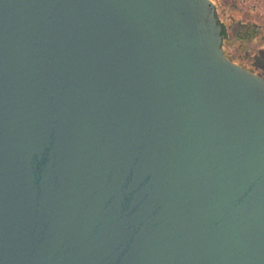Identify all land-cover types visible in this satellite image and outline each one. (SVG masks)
<instances>
[{
	"label": "water",
	"instance_id": "water-1",
	"mask_svg": "<svg viewBox=\"0 0 264 264\" xmlns=\"http://www.w3.org/2000/svg\"><path fill=\"white\" fill-rule=\"evenodd\" d=\"M211 0H0V264H264V79Z\"/></svg>",
	"mask_w": 264,
	"mask_h": 264
},
{
	"label": "rangeland",
	"instance_id": "rangeland-1",
	"mask_svg": "<svg viewBox=\"0 0 264 264\" xmlns=\"http://www.w3.org/2000/svg\"><path fill=\"white\" fill-rule=\"evenodd\" d=\"M211 1L216 6L219 22L226 33V39L222 40L225 56L264 79L259 56L260 53L264 54V0ZM249 30L253 33L247 38Z\"/></svg>",
	"mask_w": 264,
	"mask_h": 264
},
{
	"label": "crops",
	"instance_id": "crops-1",
	"mask_svg": "<svg viewBox=\"0 0 264 264\" xmlns=\"http://www.w3.org/2000/svg\"><path fill=\"white\" fill-rule=\"evenodd\" d=\"M249 33V34H248ZM248 33H247V35H246V37L248 38L249 36H250V34L251 33H253L252 31H248ZM245 35V34H244ZM252 35V34H251ZM244 38V37H243ZM262 51H264L263 49H262ZM260 57H261V62H262V65H261V72L262 73H264V54L263 53H260V55H259ZM264 76V75H263Z\"/></svg>",
	"mask_w": 264,
	"mask_h": 264
},
{
	"label": "trees",
	"instance_id": "trees-1",
	"mask_svg": "<svg viewBox=\"0 0 264 264\" xmlns=\"http://www.w3.org/2000/svg\"><path fill=\"white\" fill-rule=\"evenodd\" d=\"M223 27V26H222ZM225 30H224V27H223V33H222V37H223V40L226 39V35H225Z\"/></svg>",
	"mask_w": 264,
	"mask_h": 264
},
{
	"label": "built area",
	"instance_id": "built-area-1",
	"mask_svg": "<svg viewBox=\"0 0 264 264\" xmlns=\"http://www.w3.org/2000/svg\"><path fill=\"white\" fill-rule=\"evenodd\" d=\"M256 11H257V9H256Z\"/></svg>",
	"mask_w": 264,
	"mask_h": 264
}]
</instances>
